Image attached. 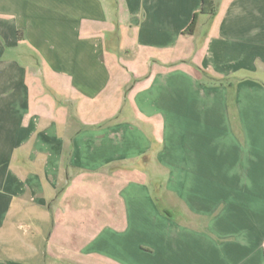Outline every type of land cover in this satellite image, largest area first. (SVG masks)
<instances>
[{"label": "crops", "instance_id": "1", "mask_svg": "<svg viewBox=\"0 0 264 264\" xmlns=\"http://www.w3.org/2000/svg\"><path fill=\"white\" fill-rule=\"evenodd\" d=\"M203 1L0 0V264H264V0Z\"/></svg>", "mask_w": 264, "mask_h": 264}, {"label": "rangeland", "instance_id": "2", "mask_svg": "<svg viewBox=\"0 0 264 264\" xmlns=\"http://www.w3.org/2000/svg\"><path fill=\"white\" fill-rule=\"evenodd\" d=\"M23 227L20 231L15 232V237L17 238L16 244H15V251H17L18 253H21V251L17 250L19 245H20V241L21 240H25L28 241V237L31 235L29 233V231H31V229H35L36 226L35 225H31L29 222H23ZM15 238V239H16ZM11 247H0V256L2 257H13L14 253L10 251ZM16 253V252H15ZM21 255V254H20Z\"/></svg>", "mask_w": 264, "mask_h": 264}, {"label": "trees", "instance_id": "3", "mask_svg": "<svg viewBox=\"0 0 264 264\" xmlns=\"http://www.w3.org/2000/svg\"><path fill=\"white\" fill-rule=\"evenodd\" d=\"M213 12V3L212 0H204L203 1V8L202 13H212ZM198 14L195 15L192 23L190 24L187 33L192 34L195 31L196 24H197Z\"/></svg>", "mask_w": 264, "mask_h": 264}]
</instances>
